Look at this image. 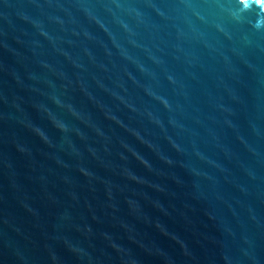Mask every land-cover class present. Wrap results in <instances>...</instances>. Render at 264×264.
Returning <instances> with one entry per match:
<instances>
[{"label": "water", "instance_id": "obj_1", "mask_svg": "<svg viewBox=\"0 0 264 264\" xmlns=\"http://www.w3.org/2000/svg\"><path fill=\"white\" fill-rule=\"evenodd\" d=\"M0 264H264V0H0Z\"/></svg>", "mask_w": 264, "mask_h": 264}]
</instances>
